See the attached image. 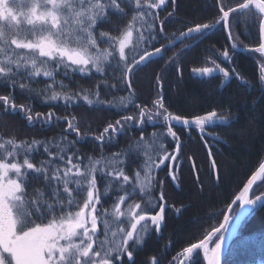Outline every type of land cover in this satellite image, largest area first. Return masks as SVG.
I'll use <instances>...</instances> for the list:
<instances>
[{"label":"snow or ice","instance_id":"snow-or-ice-1","mask_svg":"<svg viewBox=\"0 0 264 264\" xmlns=\"http://www.w3.org/2000/svg\"><path fill=\"white\" fill-rule=\"evenodd\" d=\"M180 7L0 0V264H227L232 220L264 210V162L216 213L222 222L175 252L174 232H165L191 206L164 189L169 178L182 187L187 164L204 192L186 151L193 132L212 157L209 139L220 142L217 129L234 127L242 107L249 127L256 110L264 122V0H203L202 14L183 17ZM216 35L226 43L217 47ZM239 49L253 56L256 76L238 68ZM185 67L195 82L219 81L199 113L185 114L165 88ZM233 84L236 96L225 95ZM81 110L104 116L92 121ZM209 179L222 181L215 159Z\"/></svg>","mask_w":264,"mask_h":264},{"label":"trees","instance_id":"trees-1","mask_svg":"<svg viewBox=\"0 0 264 264\" xmlns=\"http://www.w3.org/2000/svg\"><path fill=\"white\" fill-rule=\"evenodd\" d=\"M178 2L181 5V17L186 14L189 16L202 14L200 10L203 8V0H178ZM178 27L179 25H176L170 30L176 31ZM216 41H218L217 47L226 43L222 35L214 36L213 42ZM207 44L208 41L200 44L189 54L190 57L199 56ZM235 63L246 76H256L257 67L253 56L243 49H239L237 52ZM150 75L151 70H149V77ZM218 83L219 81H213L211 85H208L195 82L185 67L183 80L172 74L168 77L165 88L174 105L183 109L185 114H191L199 113L202 106L207 108V103H203V98L209 90L214 88L219 90ZM141 87L145 98H147V93L150 91L148 81L145 80ZM229 94L236 96L234 84L225 92V95ZM252 95L254 93L249 90V96ZM18 98L20 102H25L24 97L19 93ZM33 104L39 111L46 110V106L42 105L39 100H33ZM81 111L85 119L96 122L104 116V113L89 114ZM249 118V111L242 107L240 118L235 122L234 127L217 129L222 135L220 142L216 143L209 139L208 145L212 150V158L216 160L222 177L219 184H215L209 179L210 157L207 155V149L199 142L197 134L193 132L192 139L187 141L188 149L186 151L199 165L198 170L205 190L203 193L198 192L195 174L189 171L187 164L183 165V171L179 174V182L182 187L173 185L170 178L166 180L164 190L170 202H183L191 206L190 210L179 220H174L168 231L165 232V236L174 232V245L170 252H175L188 241L197 240L201 230L207 229L209 224L221 223L222 216L216 213L225 207L232 193L241 186V182L246 181L251 174L258 171L259 162H264V122H261L258 110H256L255 127H249ZM32 134L29 133V135ZM47 134L51 135V133ZM38 138L43 137L38 136ZM209 205L214 206L215 211L210 210ZM236 213L237 208L234 210L233 216ZM169 214L171 215V213ZM159 243V240L152 242L150 247ZM226 260L227 264H264V210L255 211L245 219L230 247ZM202 264H205V261H202Z\"/></svg>","mask_w":264,"mask_h":264},{"label":"water","instance_id":"water-1","mask_svg":"<svg viewBox=\"0 0 264 264\" xmlns=\"http://www.w3.org/2000/svg\"><path fill=\"white\" fill-rule=\"evenodd\" d=\"M210 159H213L212 157H210ZM261 179V177H257V180L259 181ZM236 206H233V210ZM233 212V211H232ZM232 214V213H231ZM238 214V213H237ZM236 214V215H237ZM249 216V215H248ZM248 216H245L243 217L241 220H239V222H237L236 220H232L231 224L228 226V232L226 233L225 235V238H226V246L228 248V252L230 250V247L232 245V243L234 242V240L236 239L237 237V234L243 224V222L245 221V219L248 217ZM228 252L226 254V257L228 255ZM225 257V259H226ZM205 264H206V261H205Z\"/></svg>","mask_w":264,"mask_h":264},{"label":"rangeland","instance_id":"rangeland-1","mask_svg":"<svg viewBox=\"0 0 264 264\" xmlns=\"http://www.w3.org/2000/svg\"><path fill=\"white\" fill-rule=\"evenodd\" d=\"M236 208H237V207H235V208H234V210H235ZM234 210H233V212H234ZM233 212H232V214H231V215H233ZM237 213H238V209H237ZM237 213H236V214H237Z\"/></svg>","mask_w":264,"mask_h":264}]
</instances>
